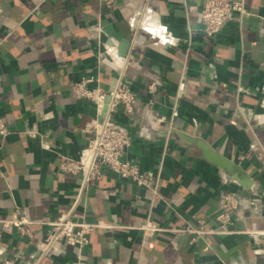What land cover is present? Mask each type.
Listing matches in <instances>:
<instances>
[{
    "label": "crops",
    "instance_id": "obj_1",
    "mask_svg": "<svg viewBox=\"0 0 264 264\" xmlns=\"http://www.w3.org/2000/svg\"><path fill=\"white\" fill-rule=\"evenodd\" d=\"M243 1L205 34L204 0H0V221L30 220L29 235L0 223V264H264V0ZM146 16L153 27L139 28ZM89 77L134 94L113 118L125 159L159 172L155 192L106 169L80 190L59 169L98 117L72 90ZM226 195L228 232L187 230L217 229ZM65 214L99 226L84 247L41 253L46 223Z\"/></svg>",
    "mask_w": 264,
    "mask_h": 264
},
{
    "label": "built area",
    "instance_id": "obj_2",
    "mask_svg": "<svg viewBox=\"0 0 264 264\" xmlns=\"http://www.w3.org/2000/svg\"><path fill=\"white\" fill-rule=\"evenodd\" d=\"M243 0H204L199 10V21L202 31L205 34H212L218 31L226 22L234 16L244 14ZM139 28H152L153 24L148 17L139 21ZM113 64L119 69L120 75L125 68L124 60L113 59ZM92 78H82L76 81L72 90L77 98L89 100L95 106L97 118L88 128V140L85 149L79 158L64 157L59 169L70 175H79L80 190L86 189L89 184L102 175L103 169L115 173L122 179L136 183L155 192V184L159 172L141 170L137 164L125 159V154L131 145L130 136L126 128L117 123L113 113L118 105H121L126 112L132 110L134 94L123 80L118 78L111 91L102 88L91 89L87 85ZM152 89V86H149ZM109 94L110 99L106 102L105 96ZM9 133L8 125L0 115V138ZM232 196H224L221 202V211L216 216L219 225L215 230L188 228L190 232L202 233H224L228 232L231 225ZM1 228L5 232L17 229L19 233L29 235L26 225L30 220L23 214L16 213L7 220H1ZM47 236L41 244V253L53 248L56 241L65 239L70 245L84 247L88 244V234L99 224L85 220L75 221L65 214L55 220L46 223Z\"/></svg>",
    "mask_w": 264,
    "mask_h": 264
},
{
    "label": "water",
    "instance_id": "obj_3",
    "mask_svg": "<svg viewBox=\"0 0 264 264\" xmlns=\"http://www.w3.org/2000/svg\"><path fill=\"white\" fill-rule=\"evenodd\" d=\"M109 99H110V95L107 94V95L105 96V101L107 102ZM211 155H212V154H211ZM212 159H214V161H216L217 163H220V164H221V162H222V158H221V156H218L217 154H214V156L212 157Z\"/></svg>",
    "mask_w": 264,
    "mask_h": 264
}]
</instances>
